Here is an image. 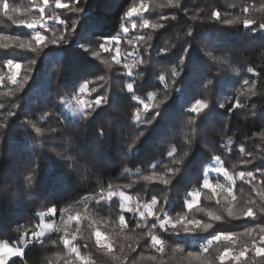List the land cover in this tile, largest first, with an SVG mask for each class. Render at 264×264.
I'll return each mask as SVG.
<instances>
[{
    "label": "trees",
    "instance_id": "1",
    "mask_svg": "<svg viewBox=\"0 0 264 264\" xmlns=\"http://www.w3.org/2000/svg\"><path fill=\"white\" fill-rule=\"evenodd\" d=\"M35 2L38 0H9L10 9H21L20 15H15L17 23L9 21L0 11V36L14 37L11 41L0 39V77H3L0 104L4 105L0 108V242L21 246V233L25 228L28 235L24 240L28 241L31 231H40L44 220L55 225V229L39 243L29 242L24 256L11 259L9 264L13 260L16 264H74L68 262L71 256L59 239L69 228L66 222L70 214L83 217L75 244L81 255L87 257L90 264H120L114 259V255H119V244L135 246V237L141 230L130 231L134 227L133 219L121 234L119 215L129 220L132 213H121L117 198L96 204V194L103 187L107 195L109 183L112 191H123L130 196L133 205L149 203L154 196L161 202L167 197L168 202L158 204L157 209L163 207L172 217L186 213L188 219L202 221L194 235L177 237L159 228L155 230V234L166 241L163 253L166 264H200L197 259L186 258L187 253L200 252L212 236L239 234L247 227L264 225V212L260 210L262 198L253 191V187L264 191V31L258 28L264 22V11L259 10L264 0H180L179 7L168 5L167 0H143L148 11L136 18L137 28L130 29L129 35L122 32V27L130 20L125 13L141 0H80L79 4L62 0L69 7H83L82 13L57 9L54 0H50L45 16L70 17L77 28L73 32L69 27L67 44L52 45L46 41L48 46L42 52L32 53L21 50L16 38L31 39L32 30L19 21L38 17ZM245 7L248 12L243 11ZM214 11L221 13L222 21L239 17V22L217 21L212 16ZM145 19L149 25L162 24L163 27L142 28L140 25ZM244 19L255 21L251 29L244 28ZM48 23L51 27L41 32L49 40L54 30L57 36L63 32V25L52 20ZM189 31L191 36L187 35ZM139 35H144L145 40L135 41V50L145 63L133 68L138 76L129 78L123 68L124 63H132V57L127 56L133 51L128 40ZM117 36L121 39L120 45L108 43L110 52L100 49L106 37ZM5 44L7 48L3 47ZM80 45L87 46L88 52ZM116 47L121 52L120 64L112 59ZM97 51L100 52L98 59L91 55ZM8 59L21 65L15 85L9 79ZM32 59L35 64L31 63ZM178 65L182 67L175 78L179 92L174 89L171 76L172 68ZM29 68L31 72H27ZM249 68L253 71L249 72ZM26 73L28 82L21 89L19 84L23 83ZM101 75L105 76L104 81L97 80ZM161 75L166 84L160 81ZM245 80L248 84H244ZM86 81L94 82L89 88L97 87L96 93L84 94L86 101L106 93L110 103L97 109L87 121L80 117L72 119L66 113V106L79 95V88ZM130 82L140 100L160 105L159 109L152 110L159 111L160 115L150 125L135 121L137 108L142 105L127 91L126 85ZM249 88L254 95L248 92ZM150 96L155 99L149 100ZM237 97L247 107L230 113L228 109ZM226 98L225 107L220 108ZM197 99L208 104L199 116L188 110ZM8 111H15L16 116H7ZM152 111L147 113L148 117ZM141 115L145 114L141 112ZM36 127L43 130L42 134L36 133ZM101 130L103 135H100ZM133 143L136 147L130 151ZM241 146L250 155L241 154ZM169 152L177 159L187 152L185 164H172ZM60 153L71 155L74 160H65ZM216 156L230 176L236 178L240 171H252L256 176L252 183L247 182V177L235 181L231 186L235 201L227 193L217 191L213 196L208 189H202L203 180L210 176L207 169L217 164ZM171 168L178 171L173 175ZM33 169L35 174L29 188L26 177L33 174ZM153 171L170 178L171 184L145 182L142 177ZM210 181L222 182L223 177L212 174ZM198 189L201 190L198 205L189 210L185 200H192L188 193ZM85 197L91 199L85 201ZM250 200L255 203L249 205ZM52 206L57 208L55 216L47 213ZM229 206L241 219L228 217ZM246 206L254 208L256 219L242 216ZM89 209L91 212L87 211ZM209 212L222 219L210 220ZM158 214L163 218L162 213ZM102 218L107 220L109 244L114 245V254L96 244V229L91 223ZM154 219L148 217L149 226ZM209 222L213 227L205 231L203 224ZM19 225L24 228L18 231ZM99 225L102 226V222ZM73 226L77 227L76 222ZM253 235L258 239V232ZM125 236L133 239L125 241ZM251 243L250 237L239 235L233 241L212 240L205 255L213 264H219L215 258L225 247L239 251ZM177 247L183 251L174 252ZM152 256L156 259H150ZM133 257L139 264H161V254L152 249L147 238L140 240L129 260ZM252 257L253 253L249 252L242 259L248 264H264V257H255L254 261ZM226 264L233 262L226 261Z\"/></svg>",
    "mask_w": 264,
    "mask_h": 264
},
{
    "label": "snow or ice",
    "instance_id": "2",
    "mask_svg": "<svg viewBox=\"0 0 264 264\" xmlns=\"http://www.w3.org/2000/svg\"><path fill=\"white\" fill-rule=\"evenodd\" d=\"M86 2V0H85ZM74 4H79L80 0H73ZM55 7L57 9H68L70 12H78L82 13L84 12L83 7H69V4L67 3H62V0H54ZM167 4L171 5L173 7H179L180 6V0H167ZM50 5V0H38V2L34 3V8L38 12V17L35 19H32L30 21H24L21 20L19 21V24L23 25L25 28L32 30V35L30 40H19L18 38V47L21 50L29 51L32 53H37V52H42L43 48H46L48 46V43L52 45H61V44H67L68 43V38L66 33L69 30V27L71 30L74 32L77 28V25L74 21L71 20V18L67 19H61L59 16H45V10L49 7ZM248 8L245 7L243 9L244 12H248ZM260 11H264V5H261V8L259 9ZM0 11L3 12V15L7 17L9 21H12L13 23H17L15 20V15L21 12L20 8L17 7H11L10 9V4L9 0H0ZM11 11V14H10ZM148 11V6L141 0V3L138 6H132L128 9V11L125 13V16L127 18H132L133 16H139L142 12H147ZM212 16L217 20L222 23H227V24H234L239 22V17H237L235 20H227V21H222L221 20V13L219 11H214L212 13ZM167 19V17H165ZM175 19V17H173ZM52 20L54 21L55 24L63 25L64 30L61 32L59 36L56 35V31H53L52 37L49 40V38L42 34L41 29L47 31L51 26L49 25L48 21ZM255 24V21L252 19H244L243 20V26L245 29H251L252 25ZM131 27L133 29L137 28L136 23H132ZM142 28H158V27H163L162 24H153L149 25V22L147 19L143 20L142 24L140 25ZM258 28L260 31H264V22L260 23L258 25ZM255 29H253L254 31ZM122 32L124 34H127L129 32V28L127 26L122 27ZM188 36L192 35V32L189 31L187 33ZM0 39L6 40V41H11L14 39L13 36L10 35H5V36H0ZM106 43H103L100 45V49L104 52H110L111 49L108 47V43H115L116 45L119 44L120 42V37H113V38H105ZM145 36L144 35H139L135 37V39H129L128 44L133 47V51H130L127 53L128 57H132V63H124L123 68L126 70V75L129 78H133L134 75L138 76L139 73L133 72V68L137 67L141 64H144L145 61L140 58V54L135 50V41H144ZM48 41V43H46ZM81 47L84 48L85 52H88V47L85 45H80ZM3 47L7 48L8 45L5 44ZM146 50V49H145ZM116 55L112 57V59L115 61L116 64H120V48L116 47L115 49ZM188 49H185V54H187ZM91 55L95 58L100 57V52H92ZM215 59V58H214ZM35 59L31 60L32 64H35ZM183 64V58L180 61V65ZM178 65L176 67H173L171 70V76L173 77L172 80V85L174 89L179 92L180 88L177 86L176 82V77L180 75V72L182 71V67ZM6 67L9 69H15L16 71L12 72L11 75L9 76V79L11 80L12 84H17V76L19 75V69L21 65L19 63H14L12 59H8L6 61ZM109 68H111V65H108ZM249 72H252L253 69L249 68ZM27 72H31V68L27 69ZM160 81H164L165 84L167 83L165 81V77L161 75L159 77ZM0 80H3V77H0ZM98 81H104L105 76L101 75L97 77ZM28 82V76L27 73L25 74L23 78V83L19 84V87L23 89L24 84ZM94 83L93 81H86L84 82L80 88H79V95L76 96V101L77 104L79 105L78 108H76L73 112V115H78L82 120L87 121L90 118H92L93 114L96 112L97 109L102 108L105 105H109L110 103V98L106 93H102L99 95H96L89 100L85 101L84 99H81L80 96L84 93H96L97 92V87H92L89 88V84ZM181 84H183V81H180ZM212 81L209 80L208 84H211ZM244 84H248V80L244 81ZM100 87H103V85H100ZM127 91L129 93H133L132 99L133 100H138L139 103L142 105V108H137L136 111V116H135V121L137 124H152L153 121L159 117L160 112L159 111H152L154 108L159 109L160 105L159 104H150L148 102H145L144 100H140L139 97H137L134 94V88H133V83H127L126 85ZM248 92L251 94H255L251 88L248 89ZM7 95V94H6ZM149 100H154V96H150L148 98ZM225 103H227V98L225 99L224 103H221L219 105L220 108L225 107ZM4 105L0 104V108H3ZM247 105L243 104L239 97L236 98V101L232 106L228 109V111L231 113L234 109H243L246 108ZM253 108H255V105H252ZM208 108V104L201 99H197L191 107L188 109L191 113L199 114L204 110ZM152 111V115L150 117L147 116V113ZM141 112H143L145 115L142 116ZM47 115V113H45ZM7 116H16L15 111H8ZM36 133L42 134V129L40 127L35 128ZM53 133L56 132V129L51 130ZM142 134V133H141ZM100 135H103V131L101 130ZM135 144L133 143L130 145V151L135 148ZM241 154H246L250 155V153H245V148L243 146L240 147L239 149ZM61 157L65 160L72 161L74 160V157L71 155H64L63 153H60ZM170 157H172V164L177 165V166H183L185 164V158L187 157L188 153L185 152L184 156L177 159L175 156H173L172 152H169L168 154ZM214 160L216 161L217 164H220V157L216 156L214 157ZM247 163V161H244ZM38 167V165H37ZM154 168L156 167L155 165L153 166ZM169 171L174 175L176 171H178V168H171ZM214 171L218 174H222L226 179L231 181L234 184V178L229 175L228 171L226 168L219 166L214 168ZM35 174V169H33V174L28 175L26 177V181L28 183V187H32V182H33V176ZM264 175V173H262ZM239 179L240 180H245L247 177V182L252 183L253 181L256 180V176L252 171H240L238 173ZM142 179L145 182L148 183H160L165 186L171 184V179L167 178L166 176H161L155 171L152 172L150 175H145L142 177ZM264 183V181H262ZM131 185H128L130 187ZM112 185L109 183L108 185V190H107V196H105V189L103 187L100 188L99 192L96 194L98 196V199L96 200V204L100 205L101 201H110L113 196L119 195L121 199V204H120V209L121 213L124 212H129L132 213V217L129 218V220L125 219V215L120 214L118 217V226L121 230V234L124 232L125 229H128L129 222L131 220H135L134 227L130 229V231H136L137 229H140L141 231L139 234L135 237L136 240V245L133 246L131 243H121L118 246V251L119 255H114V259L119 261L120 264H139L138 261H136L135 257H133L131 260H129V256L131 253L136 252V247L139 246V242L141 239L147 238L150 242V246L152 249L156 252L161 254V264H166V262L163 260V253L165 252V245L166 241L162 239L160 236L155 234V230L159 228L160 230L164 232H168L169 235L173 236H188V235H194L195 234V229L199 228L202 224L201 220H192L188 219L186 213H180L177 214L176 217H172L168 214L167 211L164 210L163 207L160 209H157V205L164 203L166 204L167 197H165V200L161 202L159 199H157L155 196L152 197L151 201L149 203H143L141 204L140 202H137L135 205L131 203V197L125 195L123 191H112ZM202 189H208L213 196L217 195V189H220L222 193H227L228 196L231 197L232 201L236 200V197L232 194V187L228 186L225 187L224 185L220 184L219 182L213 183L211 182L207 177L203 180L202 183ZM253 191L257 192V195L262 198V204L260 210L264 212V191H258L255 187H253ZM189 196L192 197V200H185V207L187 209H192L193 203L195 201H198L201 195V190H193L190 193H188ZM85 201L91 199V197H85ZM227 199V197H226ZM217 204L220 203L219 200L216 201ZM255 201H249V205L254 204ZM88 212H91V210H87ZM47 213L50 214L51 216H55L57 214V208L55 206L49 207L47 209ZM162 213L163 218L160 214ZM227 214L229 218L232 219H241V215H235L233 212V207L229 206L227 209ZM41 215H44L41 213ZM210 218V220L214 221H220L222 217L220 215H214L213 213L209 212L207 214ZM242 216L244 218H252L256 219V212L254 211V208L252 206H246L242 210ZM148 217H154V222L149 226L147 223ZM83 217H81L80 214H77L76 216L69 215L68 220L66 223H71L73 220H75L77 227L75 228L74 233L69 235L67 231H65V234L61 236L59 239L62 241L64 247L68 250L69 253L75 254L74 258L76 261H79V264H90L89 260L87 257L81 255L78 247L74 244V241L76 240V234L80 232L79 228V223L80 220ZM95 223H101V222H106L103 218L98 221H94ZM50 227V226H49ZM213 225L212 223H204L203 228L205 231L208 229L212 228ZM20 228H24L23 225H19L17 230L19 231ZM258 232V239L256 236H254V233ZM28 235V229L25 228V230L21 233V241L22 243H29V242H41L43 240L44 233L42 230L37 231V230H32L31 231V237L30 240L26 241L24 240V237ZM96 237V244L107 249L108 253H113L114 254V245L112 244H103L101 245V233L99 231H96L94 233ZM247 236L252 239V243L250 246H243L240 248L239 251H233L229 247H225L223 252H221L215 259L219 261V264H226V261H231L233 264H248V261L243 260L242 258L246 257L247 253L252 252L253 253V261L255 257H264V225H257L255 227H247L244 232L242 233H229V234H224V233H217L216 235L212 236L211 240L207 242L206 245L201 247L200 252H192L189 251L187 253L186 258H194L200 261V264H213V261L210 257H208L207 254L209 247L211 246L212 240L214 241H233V239L237 236ZM133 237L131 236H125V241L132 240ZM87 245H85L86 247ZM174 252L180 251L182 252L183 249L177 247L176 249H173ZM24 256V248L23 247H17L15 245L10 246L9 243L4 242L0 243V264H9V259L12 257H23ZM150 259L155 260L156 257L152 256ZM12 264H16V262L13 260Z\"/></svg>",
    "mask_w": 264,
    "mask_h": 264
},
{
    "label": "rangeland",
    "instance_id": "3",
    "mask_svg": "<svg viewBox=\"0 0 264 264\" xmlns=\"http://www.w3.org/2000/svg\"><path fill=\"white\" fill-rule=\"evenodd\" d=\"M145 12H142L139 16H133L132 18H130V20L127 22V24H126V26L129 28V30L130 29H133L132 27H131V24L132 23H136V18L137 17H141L143 14H144ZM18 15H20V13L18 14ZM130 33L128 32L127 33V35H129ZM114 43V42H113ZM115 44V43H114ZM121 44V39H120V42H119V44L118 45H120ZM117 45V46H118ZM115 51V50H114ZM120 58H121V52H120ZM14 71H16L15 69H10L9 70V73H10V75H11V73L12 72H14ZM85 94V93H84ZM84 94H82L81 96H80V98L81 99H84L85 101H86V99H85V95ZM79 107V105L77 104V101H76V98L73 100V101H71L70 103H68L67 104V106H66V113H67V115L69 116V117H71L72 119H77V118H79V116L78 115H73V112H74V110L76 109V108H78ZM219 166H221L220 164H216L213 168H209V169H207V173H210L209 175V177H207L209 180H211V175L212 174H214V176H216V175H220V176H222L223 177V181L222 182H220V181H217V182H219L220 184H222V185H224L225 187H228V186H233L234 184L231 182V181H229L228 179H226L222 174H218V173H216L215 171H214V168H216V167H219ZM233 177V176H232ZM234 178V183H235V181H237V180H239V181H241L240 179H239V176H237L236 178L235 177H233ZM217 191L220 193V194H224V193H222L221 192V190L220 189H217ZM126 195V194H125ZM105 196H107V195H105ZM128 196V195H127ZM118 199V201L120 202V204H121V199H120V197H119V195H115V196H113L112 197V199L111 200H113V199ZM110 200V201H111ZM131 202H132V198H131ZM196 205H198V201H195L194 203H193V207H196ZM99 220H101V219H99ZM105 220V219H104ZM192 220H194V218H192ZM98 221V220H97ZM106 222H102V226L101 225H99V224H101V223H95L94 221V224H92L91 223V225L96 229L94 232H96V231H99L100 233H101V245H103V244H109V239H108V237H109V234H108V232H109V228H108V225H107V220H105ZM75 223V220H73L71 223H67L66 225H69V228H68V230H67V232L69 233V235H71V233H73V230H75V227L73 226V224ZM104 223H106L105 225H103ZM50 226V227H49ZM55 229V225H53V224H50V223H47V222H45V220L44 221H42V227H41V230L43 231V233H44V235H46V234H48V233H50V232H52L53 230ZM65 234V233H64ZM116 236H117V233H116ZM43 237H45V236H43ZM95 239H96V237H95ZM76 241H78V237H77V234H76V240L74 241V244H76ZM209 241V240H208ZM1 243V242H0ZM10 245V244H9ZM10 246H12V245H10ZM30 246V243H27V244H25V243H22V245L21 246H18V247H23L24 248V252H25V250H27V248ZM69 255L71 256L70 257V259H68V262L69 263H74V264H79V261H76L75 260V258H74V256H75V254H71V253H69ZM13 258H19V257H12V258H10L9 259V261L11 260V259H13Z\"/></svg>",
    "mask_w": 264,
    "mask_h": 264
}]
</instances>
